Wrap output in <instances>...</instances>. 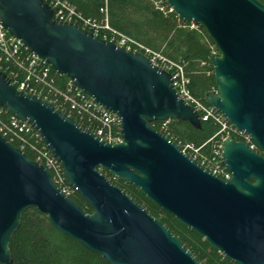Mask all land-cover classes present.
I'll return each instance as SVG.
<instances>
[{
    "label": "water",
    "instance_id": "water-1",
    "mask_svg": "<svg viewBox=\"0 0 264 264\" xmlns=\"http://www.w3.org/2000/svg\"><path fill=\"white\" fill-rule=\"evenodd\" d=\"M201 26L216 85L204 97L263 154L232 137L220 144L223 180L201 168L153 122L200 129L171 75L145 55L71 23L55 22L43 0H0L3 28L60 76L120 119L122 142L107 143L45 100L17 90L0 71V107L38 131L85 213L42 165L0 134V264H13L11 239L36 209L61 234L107 264H200L157 219L100 172L138 189L155 206L235 264H264V4L259 0H164Z\"/></svg>",
    "mask_w": 264,
    "mask_h": 264
},
{
    "label": "trees",
    "instance_id": "trees-1",
    "mask_svg": "<svg viewBox=\"0 0 264 264\" xmlns=\"http://www.w3.org/2000/svg\"><path fill=\"white\" fill-rule=\"evenodd\" d=\"M75 8L84 18L103 24L118 34L137 42L152 51L160 53L169 61L182 67L184 76L188 79L190 94L206 105L204 97L216 91L212 67L208 63L212 49H216L211 39L201 26L191 28V22L179 19L173 12H161L154 8L152 0H64ZM264 4V0H259ZM102 10V11H101ZM111 32L102 29L97 36L109 40ZM105 36V37H104ZM50 78L58 90L67 91L69 79L58 75L53 69ZM38 92L47 95V89L35 85ZM41 95V96H42ZM61 105L55 107L70 116L79 126L93 132V123L86 117L80 119L69 104L58 97ZM11 116L8 112L2 115L7 122ZM159 122L150 125L157 132L167 137L175 144H193L202 148L203 153H209L213 142L210 138L217 127L212 122L202 123L200 129L192 128L188 123L178 120H168V126L161 131ZM26 142L24 152L31 160L35 159L32 146L41 147L32 135L19 133ZM19 148L18 139L11 143ZM259 152L263 154L260 150ZM100 172L114 186L123 190L137 204L144 208L152 217L159 220L186 248L200 264H235L218 253L198 234L185 227L171 215L167 214L132 185L113 178L104 170ZM85 213H91V207L74 192L69 196ZM13 264H107L102 258L81 246L77 241L58 232L46 216L36 209H28L22 214L19 229L10 243Z\"/></svg>",
    "mask_w": 264,
    "mask_h": 264
},
{
    "label": "built area",
    "instance_id": "built-area-1",
    "mask_svg": "<svg viewBox=\"0 0 264 264\" xmlns=\"http://www.w3.org/2000/svg\"><path fill=\"white\" fill-rule=\"evenodd\" d=\"M43 1L50 6L52 19L55 22L75 24L93 33L95 36L102 29L108 30L112 34L109 40L102 39L133 52L142 53L153 65L165 70L171 75L173 88L179 97L199 115L201 123L212 122L217 127L216 132L209 140V142H213L209 153H203L202 151L205 144L200 147H195L193 144L179 145V148L205 171L223 180L230 179L231 174L222 165L220 159V144L225 138L232 137L236 141L246 144L252 151L257 150V146L250 136L237 130L217 110L204 105L190 94L188 90V79L184 76L180 65L169 61L160 53L145 48L126 36L112 31L108 27L106 20L101 24L95 20L84 18L73 6L64 0ZM152 1L156 10L164 13L167 12V9L171 11L164 0ZM190 27L196 28V25L192 23ZM211 55L217 56V50L212 49ZM51 70L52 68L48 63L27 51L19 40L11 36L3 28L0 21V71L7 76L10 83L17 90L39 97L54 107L55 105L61 106L57 99L61 97L63 102L69 104L71 110L76 111L80 119L86 117L88 121L93 123L91 126H93L92 133L94 135L107 143L117 144L122 142L120 119L112 112L95 103L91 97L76 88L70 80L66 92L58 90L54 87L53 80L50 78ZM35 85H42L46 88L47 95H42V92L39 93ZM6 112V110L0 107V134L9 143L15 142L18 139L20 143L19 149L23 152L26 149V142L23 138H20L19 133L32 135L38 142L42 143L40 148H36L35 146L31 147L35 153V159L33 161L42 164L49 171L53 183L66 197L76 192L67 183L61 164L43 142L38 131L27 122L20 121L12 115L8 118L7 122L3 121L1 117ZM158 124L160 126L159 129L164 131L168 126V120L159 122Z\"/></svg>",
    "mask_w": 264,
    "mask_h": 264
}]
</instances>
